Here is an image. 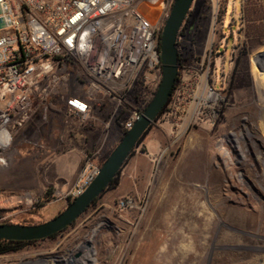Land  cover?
<instances>
[{
    "label": "rangeland",
    "instance_id": "374dc122",
    "mask_svg": "<svg viewBox=\"0 0 264 264\" xmlns=\"http://www.w3.org/2000/svg\"><path fill=\"white\" fill-rule=\"evenodd\" d=\"M229 2L195 0L182 26L185 68L167 112L144 139L151 155L141 166L147 177L131 195L143 200V208L115 212L123 197L110 188L65 232L0 256V264H54L48 261L76 247L91 223L99 226L103 221L95 241L97 264H264V74L259 72L260 67L264 71V6L257 8L253 31L247 34L243 25L244 5L264 2L240 0L242 9L240 4L235 11L230 6L226 19ZM163 9V1L142 5L160 31L172 8ZM242 43L250 54L252 78L245 81H250L248 87L238 89L231 85L232 52ZM253 43L262 47L252 51ZM208 86L225 99L215 121L197 119L190 97ZM48 117V123L27 124L9 150L11 159L23 166L0 175V223L42 224L68 206L63 192L51 186L43 190L40 168L34 166L37 145H44L40 151L45 156L59 131L53 122L58 116L50 111ZM126 119L122 114L113 121L121 138ZM18 142L22 151L15 149ZM100 148L99 160L113 147L106 142Z\"/></svg>",
    "mask_w": 264,
    "mask_h": 264
},
{
    "label": "built area",
    "instance_id": "2783aa9c",
    "mask_svg": "<svg viewBox=\"0 0 264 264\" xmlns=\"http://www.w3.org/2000/svg\"><path fill=\"white\" fill-rule=\"evenodd\" d=\"M155 1L0 0V167L7 165L16 135L39 111L46 119L53 108L84 123L95 108L109 107L108 121L125 114L123 127L132 129L162 80L161 31L142 12L144 3ZM157 1H163V12L172 8L170 0ZM190 97L197 119L217 120L225 99L216 88ZM102 151L87 154L63 200L74 201L94 182ZM141 208L143 200L126 196L114 211ZM105 222L91 223L76 247L48 262L97 264L95 241Z\"/></svg>",
    "mask_w": 264,
    "mask_h": 264
},
{
    "label": "water",
    "instance_id": "95a60500",
    "mask_svg": "<svg viewBox=\"0 0 264 264\" xmlns=\"http://www.w3.org/2000/svg\"><path fill=\"white\" fill-rule=\"evenodd\" d=\"M195 0H175L160 39L162 80L152 101L132 129L101 167L100 173L83 195L68 204L54 219L37 225L0 224V241L39 242L51 239L72 227L119 176L139 142L147 136L172 97L178 74V35ZM1 13V7H0ZM5 23L0 19V29Z\"/></svg>",
    "mask_w": 264,
    "mask_h": 264
},
{
    "label": "crops",
    "instance_id": "0c3cea01",
    "mask_svg": "<svg viewBox=\"0 0 264 264\" xmlns=\"http://www.w3.org/2000/svg\"><path fill=\"white\" fill-rule=\"evenodd\" d=\"M239 4L242 9L240 0H230L225 12L226 19L228 17V8L232 6L235 11ZM240 15L241 12L237 15L238 18H240ZM237 16L234 15V17ZM225 29L226 22H224L223 34H225ZM51 111L58 116L57 119L54 117L53 122L59 131L53 135L55 138L53 141L54 145L46 151L45 156L44 152L40 151L44 150V145L41 143L37 145L35 151L37 162H35L34 166L36 171L40 168L39 172L41 174L43 190L51 186L55 191L65 192L71 188L79 177L87 154L97 147L103 146L106 142L110 148L114 147L119 143L121 134L118 123L108 121L110 115L109 107L95 108L92 111L91 119L84 123L77 118L65 117L56 109L52 108ZM48 113L47 118L44 119V112L39 111L27 123V126H32L36 121L48 123ZM18 134L16 137H18ZM22 145V142H18L15 149L21 150ZM142 146L146 147V152L141 150ZM150 157L149 147L144 140L133 154L131 162L129 161L130 163L121 171L120 184L117 188L119 196L126 197L139 192L144 178L147 177V173L141 169V166L149 162ZM6 159L8 165L0 167V175L3 174V171H8L7 169L9 168L17 170V168L21 169L23 166V163L14 162L11 159L10 153H8ZM65 202L68 203L67 201Z\"/></svg>",
    "mask_w": 264,
    "mask_h": 264
},
{
    "label": "trees",
    "instance_id": "16d2710c",
    "mask_svg": "<svg viewBox=\"0 0 264 264\" xmlns=\"http://www.w3.org/2000/svg\"><path fill=\"white\" fill-rule=\"evenodd\" d=\"M259 5V6H258ZM261 6H264V5H261V4H258V3H255V2H250L246 5H244L243 7V16H244V28H245V32L247 34H249L251 31H253V25L256 24V13L258 12L257 8H260L261 9ZM161 34H162V31H161ZM161 34H160V39H161ZM181 34H182V29L180 30L179 32V35H178V42H177V48H178V67H179V74H178V78H177V81H176V84H175V87H174V90L172 92V97L178 87V84H179V80H180V76H181V68H182V64H183V61L184 58H181V54H180V51H179V47H178V44H179V38L181 37ZM252 46H256L254 48H252V51H254L256 48H260L262 47V45H257L255 43H253ZM249 51L247 50V47H244L243 46V43L241 45H236L235 48H233V52H232V63L234 65L233 67V71H232V74H231V85L233 87H236L238 89H242V88H245V87H248L250 85V81L247 82L249 83V85H247V83L245 82L246 80H250V77L252 78V75H251V69H250V61H249ZM261 74H259L260 76ZM172 97L170 99V102L172 100ZM169 102V103H170ZM169 106V104H168ZM168 106L165 108V110L163 111V113L161 114V116L159 117V119L167 112V108ZM158 119V120H159ZM153 128V127H152ZM151 131V130H150ZM149 131V132H150ZM127 131L124 129L123 131V136L124 134L126 133ZM149 134V133H148ZM147 134V135H148ZM123 138V137H122ZM122 138H120V141L122 140ZM146 137H144L140 142H139V146L140 144L144 141ZM118 146V144L113 147L112 149H110L109 151H107V153L103 156V158L100 160V165L102 166L104 164V162L109 158V156L111 155V153L113 152V150ZM136 151V150H135ZM133 151L132 154L135 152ZM132 156V155H131ZM130 156V157H131ZM127 163V162H126ZM121 174V173H120ZM120 174L119 176H117L114 181L112 182V184L110 185V188H118L119 184H120ZM107 189V190H108ZM49 193L50 191H48L46 193L47 196H49ZM105 194V193H104ZM103 194V195H104ZM102 195V196H103ZM101 196V197H102ZM100 197V198H101ZM100 198H98L94 203L93 205L88 209V211L83 215H87V213H89V211H91L93 209V207L96 205V203L100 200ZM70 204V203H68ZM4 214V212H0V219H2V215ZM82 216V217H83ZM81 217V218H82ZM0 224H13L9 221H3L2 223ZM22 225H25V224H22ZM31 225V224H29ZM65 232V231H64ZM63 233V232H62ZM59 234L53 236L51 239H54L58 236ZM35 243L37 242H18V241H0V256H7V255H11V254H17V253H20L26 249H28L29 247H31L32 245H34Z\"/></svg>",
    "mask_w": 264,
    "mask_h": 264
},
{
    "label": "flooded vegetation",
    "instance_id": "af4514ba",
    "mask_svg": "<svg viewBox=\"0 0 264 264\" xmlns=\"http://www.w3.org/2000/svg\"><path fill=\"white\" fill-rule=\"evenodd\" d=\"M178 47H179V51H180V54H181V58H184V56H183V49L181 48L180 42L178 44ZM182 66H183V64H182Z\"/></svg>",
    "mask_w": 264,
    "mask_h": 264
},
{
    "label": "bare ground",
    "instance_id": "6f19581e",
    "mask_svg": "<svg viewBox=\"0 0 264 264\" xmlns=\"http://www.w3.org/2000/svg\"><path fill=\"white\" fill-rule=\"evenodd\" d=\"M215 98H216V96L215 97H212V99H215ZM54 264H55V261H54ZM58 264H67V263H66V261L61 260V262H59Z\"/></svg>",
    "mask_w": 264,
    "mask_h": 264
}]
</instances>
